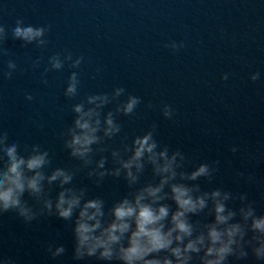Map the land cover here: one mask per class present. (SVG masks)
Returning <instances> with one entry per match:
<instances>
[{"label": "water", "instance_id": "95a60500", "mask_svg": "<svg viewBox=\"0 0 264 264\" xmlns=\"http://www.w3.org/2000/svg\"><path fill=\"white\" fill-rule=\"evenodd\" d=\"M18 21L44 27L46 42L17 39ZM0 27L6 30L0 42V130L21 150L40 144L53 168L75 167L61 136L74 123L73 106L88 107L89 95L112 96L122 87L125 93L104 114L129 94L142 102L133 115L118 116L122 132L109 143L119 146L122 138L130 141L155 124L156 139L183 152L186 168L209 163L217 169L211 183L200 181L203 190L246 193L264 213V0H0ZM173 42L184 47H166ZM57 54L83 61L77 68L65 61L57 71L49 64ZM10 61L18 66L12 79L4 76ZM256 71L261 78L253 82ZM72 72L80 83L77 94L67 97ZM224 73L230 74L226 81ZM165 105L172 108L171 119L162 114ZM73 183L109 203L127 192L122 180L107 177L97 188L83 172ZM58 191L53 185V200ZM24 199L39 212L41 202L27 193ZM72 226L47 213L31 221L16 210L0 214V262L96 264L72 259ZM59 245L65 253L54 259L48 249ZM246 264H255L254 258Z\"/></svg>", "mask_w": 264, "mask_h": 264}, {"label": "clouds", "instance_id": "9594fccd", "mask_svg": "<svg viewBox=\"0 0 264 264\" xmlns=\"http://www.w3.org/2000/svg\"><path fill=\"white\" fill-rule=\"evenodd\" d=\"M5 31L0 27V42ZM13 32L28 44L46 42L44 27L18 21ZM166 47L178 50L184 43ZM65 61H72L71 67L77 68L83 57L73 61L68 54L62 60L57 54L49 58L51 69L57 71ZM7 67L4 76L12 79L18 66L10 61ZM49 70L46 67L40 75ZM229 75L224 73L222 79L228 80ZM249 78L255 82L261 72H253ZM79 83V74L72 72L65 96H75ZM125 91L120 87L112 96L89 95L88 107L83 102L73 106L74 123L61 136L68 156L78 162L75 167L53 168L47 149L33 144L21 150L16 139H9L8 133L0 130V214L16 210L31 221L47 213L72 221V259L77 262L246 264L251 256L255 264H264V213H258L246 193L234 194L219 187L203 190L200 181L211 183L215 167L200 163L191 170L186 168L183 152L161 146L156 139L155 124L130 141L122 138L119 146L109 143L122 132L118 116L133 115L142 102L129 94L115 111L104 114L105 106ZM24 99L30 101L32 95L25 92ZM162 114L171 119V106L165 105ZM81 172L97 188L107 177L122 180L127 192L110 203L101 195H90L89 187L73 183ZM53 185L59 188L54 200L49 195ZM26 193L42 203L39 212L28 205ZM235 201H239L238 206ZM48 251L55 259L65 248L59 245Z\"/></svg>", "mask_w": 264, "mask_h": 264}]
</instances>
